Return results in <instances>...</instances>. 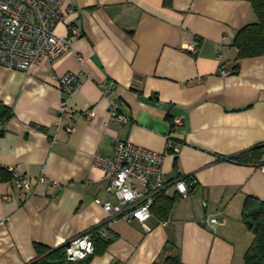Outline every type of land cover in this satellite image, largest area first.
<instances>
[{"label": "crops", "instance_id": "crops-1", "mask_svg": "<svg viewBox=\"0 0 264 264\" xmlns=\"http://www.w3.org/2000/svg\"><path fill=\"white\" fill-rule=\"evenodd\" d=\"M62 13L56 32L73 23L80 33L70 51L27 71L0 66V110L10 113L0 119V169L11 176L0 181V264H32L101 226L110 242L73 264H168L176 255L182 264H245L253 235L243 204L264 201V166L243 162L264 145V56L238 61L233 45L257 21L250 0H64ZM68 72L80 84L60 118L57 80ZM101 83L127 123L111 118ZM115 139L164 153L163 193L178 196L167 220H112L95 203L116 202L94 163L114 154ZM10 168L32 179L30 190L14 185ZM178 179L195 181L185 198ZM217 212L220 223L206 224Z\"/></svg>", "mask_w": 264, "mask_h": 264}, {"label": "built area", "instance_id": "built-area-1", "mask_svg": "<svg viewBox=\"0 0 264 264\" xmlns=\"http://www.w3.org/2000/svg\"><path fill=\"white\" fill-rule=\"evenodd\" d=\"M64 0H0V66L8 69L27 71L43 60L55 61L72 49V36L79 35L73 23H68L67 34L59 35L56 27L66 17L62 13ZM196 44L187 48L196 51ZM82 66L84 58L77 55ZM223 73H227L223 71ZM59 88L66 98L61 103V116L67 109L68 98L79 87L77 74L68 72L57 80ZM102 94L109 100L111 118L121 125L130 118L119 107V101L112 98L113 89L106 83L100 84ZM89 117L94 116L91 112ZM175 127L181 124L180 118H174ZM68 132L74 126L66 127ZM167 150L178 152L173 140L168 139ZM164 153L147 149L129 141L115 139L112 156H96L94 163L108 177L106 191L116 198V202H102L95 199L109 215L110 219L122 218L125 221H146L152 215V206L156 197L166 191L169 182L166 180L162 164ZM13 183L23 190H30L31 178L18 175L10 168ZM264 171V167H263ZM45 176L36 178L37 183H44ZM195 181L190 179L176 180L173 185L180 198L188 196ZM221 221V212L207 217L205 223L214 226ZM95 238L106 241L112 239V234L104 227H98L68 240L65 246L63 264H73L83 261L95 253Z\"/></svg>", "mask_w": 264, "mask_h": 264}, {"label": "trees", "instance_id": "trees-1", "mask_svg": "<svg viewBox=\"0 0 264 264\" xmlns=\"http://www.w3.org/2000/svg\"><path fill=\"white\" fill-rule=\"evenodd\" d=\"M251 5L256 13L257 21L242 26L234 39L233 45L237 49L236 59L239 61L244 58L254 56H264V0H250ZM238 66V65H237ZM10 116L9 111L0 110V119L3 123ZM249 152L248 159L243 160L244 163H258L264 166V145L254 147ZM234 160H240V156L234 157ZM11 179L10 173L0 169V181ZM178 196H168L165 193L159 194L152 206V214L160 220H167L174 203ZM242 220L248 230L253 235V240L244 254L245 264H264V201L258 200L252 196H246L243 210ZM95 253L97 252L98 243H108L101 238H95ZM40 251V258L48 256L50 259L63 264L65 259V246L55 251ZM168 264H182L179 256H167ZM33 264V263H32Z\"/></svg>", "mask_w": 264, "mask_h": 264}, {"label": "water", "instance_id": "water-1", "mask_svg": "<svg viewBox=\"0 0 264 264\" xmlns=\"http://www.w3.org/2000/svg\"><path fill=\"white\" fill-rule=\"evenodd\" d=\"M33 264H58L57 261H51L49 259V257L46 255V256H43L39 259H37L35 262H33Z\"/></svg>", "mask_w": 264, "mask_h": 264}]
</instances>
